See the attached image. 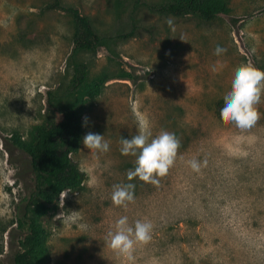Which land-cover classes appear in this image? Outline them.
<instances>
[{
	"label": "rangeland",
	"instance_id": "rangeland-1",
	"mask_svg": "<svg viewBox=\"0 0 264 264\" xmlns=\"http://www.w3.org/2000/svg\"><path fill=\"white\" fill-rule=\"evenodd\" d=\"M221 1L228 10L213 19L141 6L134 37L80 55L91 79L111 78L85 102L81 143L72 155L83 174L81 190L64 191L41 218L45 264H264V92L251 128L225 122L219 109L236 66L264 70V0ZM61 3L101 32L130 30V0ZM54 4L0 0V264H15L23 249L24 215L35 187L30 157L17 139L33 141L52 107L48 91L63 94L73 76V19ZM217 40L227 47L216 51ZM125 71L131 79H121ZM142 124L150 139L167 130L180 141L175 164L155 185L129 181L135 157L120 152L121 137ZM90 131L104 134L108 152L84 147ZM193 153L201 158L198 169L187 162ZM124 183L135 185V198L116 205L113 186ZM69 212L78 213L67 220ZM121 216L130 225L153 224L151 239L135 245L131 261L106 243Z\"/></svg>",
	"mask_w": 264,
	"mask_h": 264
},
{
	"label": "trees",
	"instance_id": "trees-1",
	"mask_svg": "<svg viewBox=\"0 0 264 264\" xmlns=\"http://www.w3.org/2000/svg\"><path fill=\"white\" fill-rule=\"evenodd\" d=\"M54 5L73 19V50L69 58L73 76L63 94L48 91V102L52 107H48L43 115V123L37 128L33 141L17 139L18 146L30 157L35 187L24 215L28 234L22 242V251L15 257V264L46 263L49 255L41 218L54 210L55 200L64 191L81 190L83 174L72 155L81 143L85 102L99 95L111 77L102 73L91 79L89 66L80 60V55L96 53L111 41L134 37L135 14L141 6L162 15L193 14L205 19H213L228 10L221 0H167L160 4L130 0V30L118 28L116 36H112L99 31L92 20L75 7L63 5L61 0H55ZM131 78L126 71L121 74V79Z\"/></svg>",
	"mask_w": 264,
	"mask_h": 264
},
{
	"label": "clouds",
	"instance_id": "clouds-1",
	"mask_svg": "<svg viewBox=\"0 0 264 264\" xmlns=\"http://www.w3.org/2000/svg\"><path fill=\"white\" fill-rule=\"evenodd\" d=\"M169 26L173 25V19L167 20ZM227 44L217 40L215 50L221 51ZM264 70L258 69L250 63H241L236 66L232 73L231 85L222 94L223 102L219 105L220 115L225 122L233 123L240 129L251 128L260 114L255 105L260 101L264 92ZM87 124V117L84 118ZM151 137V132L145 125H141L140 131L129 138L121 137L120 152L122 155L135 157L134 167L127 171V179L134 178L151 183L159 184L158 177H163L175 164L180 141L170 131L161 130L158 135ZM86 149L98 152H108L110 143L104 134L88 132L82 139ZM194 168L201 167L199 154L193 153L188 161ZM135 185L133 183L116 184L113 186L111 200L116 205L127 206L132 202ZM78 212H69L66 217L71 220ZM59 217V216H58ZM85 228L86 225H80ZM153 224L148 220H136L129 224L127 216H121L115 221L114 230H110L106 236L107 246L118 254L125 256L129 261L133 259V251L137 243L147 242L151 239Z\"/></svg>",
	"mask_w": 264,
	"mask_h": 264
}]
</instances>
